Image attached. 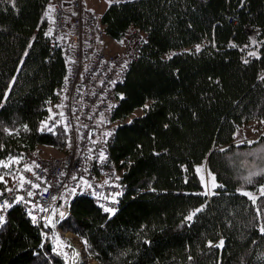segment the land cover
<instances>
[{
    "label": "trees",
    "instance_id": "trees-1",
    "mask_svg": "<svg viewBox=\"0 0 264 264\" xmlns=\"http://www.w3.org/2000/svg\"><path fill=\"white\" fill-rule=\"evenodd\" d=\"M49 1L0 0L3 162L42 145L67 152L61 123L41 131L68 76L50 47ZM99 19L111 39L146 34L110 109L111 160L125 189L114 215L74 197L61 228L101 264H264V195L253 203L243 194L264 188V0H126ZM251 122L255 137L237 142ZM198 167L222 185L214 195L203 194ZM11 175L15 164L0 167L4 180ZM43 234L48 227L11 207L0 264H64Z\"/></svg>",
    "mask_w": 264,
    "mask_h": 264
},
{
    "label": "built area",
    "instance_id": "built-area-1",
    "mask_svg": "<svg viewBox=\"0 0 264 264\" xmlns=\"http://www.w3.org/2000/svg\"><path fill=\"white\" fill-rule=\"evenodd\" d=\"M50 31V47L60 52L68 66V76L56 91L57 99L45 122L47 126L44 123L41 131L52 135L61 123L67 136V152L58 156L45 155V149L55 147L42 145L35 152L25 154L23 160L15 164V175L22 174L25 180H31L40 187L33 188L25 183L24 188L19 189L17 179L7 186L14 191L5 192L6 187L0 190L4 192L0 203L7 199L13 206L21 205L28 213L31 204L14 203V197L24 196L26 201L49 208L47 213L33 212L37 216L36 224L44 226L45 220L40 217L51 215V208L63 212L64 218L57 214L53 220L55 227H48L50 234H43V243L46 246L51 237V252L64 264H86L87 250L85 254L81 247H77L60 224L68 216L71 201L76 196L91 197L103 207L115 210L119 207L125 187L116 181L120 172L111 160L110 147L114 143L116 126L110 118V109L115 102V87L123 81L131 63L136 60L146 34L132 28L122 40L109 38L100 19L84 8L83 0H72L67 5L57 3L51 12ZM101 153L105 157L103 161L99 159ZM25 164H38L39 167L28 172L24 170ZM82 180L87 183H82ZM45 187L47 192H43ZM72 189H75L74 193ZM27 191L35 195L28 197ZM117 193L120 195H116L115 202L104 199ZM76 252L79 256L74 259Z\"/></svg>",
    "mask_w": 264,
    "mask_h": 264
},
{
    "label": "snow or ice",
    "instance_id": "snow-or-ice-1",
    "mask_svg": "<svg viewBox=\"0 0 264 264\" xmlns=\"http://www.w3.org/2000/svg\"><path fill=\"white\" fill-rule=\"evenodd\" d=\"M109 4L111 5L112 3V0H108ZM117 2H119V0H117ZM243 5V0H241V6ZM47 35H52L51 31L49 33H47ZM121 43H123V41H121ZM253 43L255 44V41H253ZM199 46H197V51H199ZM249 55L251 56H255L256 53L254 52H250ZM171 58V57H169ZM245 63H247V61L245 60ZM262 79H264V77H262ZM58 107H62V106H58ZM149 106L147 104L144 105V108L147 109ZM61 115H63L61 113ZM51 119V117H50ZM45 127L47 126L46 123L44 125ZM167 127V126H166ZM51 130V129H49ZM111 133H106L105 135H110ZM237 135L239 134V132L237 131L236 133ZM249 143H252V141H249ZM221 151H223V149H221ZM99 159L101 161H103L105 159V157L103 156V154L101 153ZM23 160V156H20L19 158H10L7 162H3V161H0V167H4V168H10L12 167L13 164H19L21 161ZM36 167L38 168L39 165L38 164H33V165H28V164H25L24 165V170L25 171H28V172H33V168ZM196 172L200 174V179H201V182L204 184V187H205V192L203 193L204 195H214L215 192L212 191V189H215L217 187H222V185H218L216 183V179H215V176L212 175L210 172L208 174V181L206 182L205 181V176H204V168L203 167H198L196 168ZM15 179H18L19 180V189H23L24 188V184L25 183H28L29 185H31L33 188H39L40 185L39 184H34L31 180H25V177L21 174L19 175L18 177H14ZM38 179H40V177H37ZM75 179V177H74ZM117 179H119V177H117ZM0 183H4L5 185L7 184V181L4 180V177L3 176H0ZM82 183H87V181H83L82 180ZM107 183V181H106ZM88 187H91V185L89 184ZM47 187H45L43 189V192H47ZM5 192H12L14 191V189H11V188H5L4 189ZM73 193L75 192V189H72L71 190ZM43 192H41V195H43ZM260 193L261 195H264V188H261L260 189ZM244 195L246 196H249L250 199L253 200V203H255V200L257 199V197L253 196L251 193H243ZM4 195V192H0V196H3ZM35 193L32 192V191H27V196L28 197H32L34 196ZM116 195H120V193H117L111 197H104V199H111L113 202L116 201ZM56 197H53V200H55ZM19 202H25V203H29L31 204V208L28 210V215L32 218V222L35 224L37 223V216L36 215H33V212L35 210H39L40 212H49V208H46L44 207L43 205L41 204H33L31 201H26L25 200V197L24 196H16L14 197V203H19ZM13 207V204L9 203V201L7 199L3 200L2 203H0V227H2L5 223H6V216H5V213L6 211ZM103 207V206H102ZM103 210L107 213H110L112 215L115 214V209L114 208H109V207H104ZM202 209H197L196 211L199 212L201 211ZM59 214L60 218L63 219L64 218V213L63 212H60L58 209L56 208H51V215L47 216V217H40V219H43L45 220V227H55V224L53 223V220L54 218L56 217V215ZM196 212H193L191 215H189L186 219L187 220H192L193 216H195ZM257 214L259 215V209H257ZM260 232L261 233H264V225H262L260 227ZM60 243L63 245L65 244L64 241H60ZM85 243H87L85 241ZM224 244V241L221 240L219 242V245H217L218 247H222ZM68 247H71V245H67ZM65 257H67V254L65 253L64 254ZM79 256V253L76 252L74 254V259L75 257H78Z\"/></svg>",
    "mask_w": 264,
    "mask_h": 264
},
{
    "label": "rangeland",
    "instance_id": "rangeland-1",
    "mask_svg": "<svg viewBox=\"0 0 264 264\" xmlns=\"http://www.w3.org/2000/svg\"><path fill=\"white\" fill-rule=\"evenodd\" d=\"M52 1L53 0H50V3H52ZM119 1H126V0H119ZM114 2H117V0H112V3H114ZM109 5L110 4H109L108 0H85V4H84V0H83V6L86 8V10L93 13L98 18L101 17V15L104 13V10ZM51 9H53V8H51ZM258 125L259 124H257V123L251 122V123H248L245 127L239 129L238 130L239 134L238 135L236 134V141L241 142L243 140H251L252 138H254L255 137L254 133H255V130L258 127ZM44 151H45L44 152L45 155H54V156L61 155L60 154L61 152L56 148H47ZM252 166L249 165V169H251ZM16 180L17 179H15L14 176H12V175H11V177H7L6 181H8V182H7L6 187L13 184ZM205 181H207L206 178H205ZM260 189L255 191V192H252V191H246V192L251 193L253 196L258 198L259 196H261ZM66 233L72 237L73 243L77 247H81L86 254V251H85L86 248L84 246V243L72 232L67 231ZM86 264H101V263L98 261H95V260H91L88 257V260L86 259Z\"/></svg>",
    "mask_w": 264,
    "mask_h": 264
},
{
    "label": "crops",
    "instance_id": "crops-1",
    "mask_svg": "<svg viewBox=\"0 0 264 264\" xmlns=\"http://www.w3.org/2000/svg\"><path fill=\"white\" fill-rule=\"evenodd\" d=\"M71 1L72 0H53L52 3H50V1H49V4L51 5V8H53L57 3L64 4V5L66 4L67 5V4H70ZM84 4H85V0H84Z\"/></svg>",
    "mask_w": 264,
    "mask_h": 264
},
{
    "label": "water",
    "instance_id": "water-1",
    "mask_svg": "<svg viewBox=\"0 0 264 264\" xmlns=\"http://www.w3.org/2000/svg\"><path fill=\"white\" fill-rule=\"evenodd\" d=\"M46 249L48 251L52 250V239H51V237H49L48 242L46 243Z\"/></svg>",
    "mask_w": 264,
    "mask_h": 264
}]
</instances>
